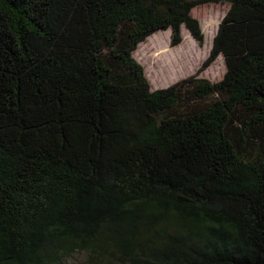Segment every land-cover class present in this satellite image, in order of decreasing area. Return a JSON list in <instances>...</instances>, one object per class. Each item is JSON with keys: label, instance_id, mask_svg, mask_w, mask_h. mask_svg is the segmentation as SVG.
Returning <instances> with one entry per match:
<instances>
[{"label": "trees", "instance_id": "1", "mask_svg": "<svg viewBox=\"0 0 264 264\" xmlns=\"http://www.w3.org/2000/svg\"><path fill=\"white\" fill-rule=\"evenodd\" d=\"M210 2L208 57L152 90L134 51L201 45ZM79 256L264 264V0H0V264Z\"/></svg>", "mask_w": 264, "mask_h": 264}, {"label": "rangeland", "instance_id": "2", "mask_svg": "<svg viewBox=\"0 0 264 264\" xmlns=\"http://www.w3.org/2000/svg\"><path fill=\"white\" fill-rule=\"evenodd\" d=\"M229 8L228 3H204L191 10V16L203 28V43L199 45L184 26L180 27L181 43L170 45V29L157 32L140 43L133 57L144 68L152 90L166 88L176 81L193 75L208 57L218 25ZM225 73V63L221 55L204 70L199 77L210 82L219 81ZM67 264H86L82 256Z\"/></svg>", "mask_w": 264, "mask_h": 264}]
</instances>
